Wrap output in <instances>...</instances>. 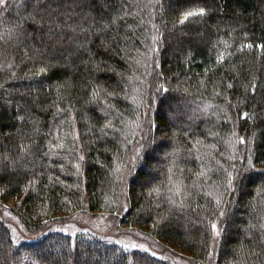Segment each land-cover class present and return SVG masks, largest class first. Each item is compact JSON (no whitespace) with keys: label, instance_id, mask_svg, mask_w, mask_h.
<instances>
[{"label":"trees","instance_id":"obj_1","mask_svg":"<svg viewBox=\"0 0 264 264\" xmlns=\"http://www.w3.org/2000/svg\"><path fill=\"white\" fill-rule=\"evenodd\" d=\"M260 45L264 0H4L0 203L29 230L105 212L201 264H264ZM0 264L174 263L0 218Z\"/></svg>","mask_w":264,"mask_h":264},{"label":"rangeland","instance_id":"obj_2","mask_svg":"<svg viewBox=\"0 0 264 264\" xmlns=\"http://www.w3.org/2000/svg\"><path fill=\"white\" fill-rule=\"evenodd\" d=\"M0 218L9 225L13 240L17 242L37 238L55 229L65 230L68 233L88 231L109 238L127 249L145 250L174 264H201L191 256L164 245L148 234L119 226L118 215L105 212L93 213L80 210L69 215L43 220L39 229L29 230L25 228L21 219L11 212L10 205L0 203ZM214 252V249H211V255L214 256ZM205 264H216L214 257Z\"/></svg>","mask_w":264,"mask_h":264},{"label":"snow or ice","instance_id":"obj_3","mask_svg":"<svg viewBox=\"0 0 264 264\" xmlns=\"http://www.w3.org/2000/svg\"><path fill=\"white\" fill-rule=\"evenodd\" d=\"M4 2V0H0V3H3ZM205 13V9H203V8H201V9H199V11H198V13H193V12H188V13H185V15H184V19L186 20L188 17H190V16H193V15H202V14H204ZM181 23H183V20H181ZM260 47L261 48H264V45H260ZM220 59L222 60L223 59V57H220ZM165 91H167L166 89H165ZM244 116H247L248 114L247 113H244L243 114ZM152 127H156V125L155 124H153L152 125ZM241 141L243 142V137H241ZM232 184V180H229V185H231ZM216 227V225H213V228H215ZM217 235H219V232H217Z\"/></svg>","mask_w":264,"mask_h":264}]
</instances>
